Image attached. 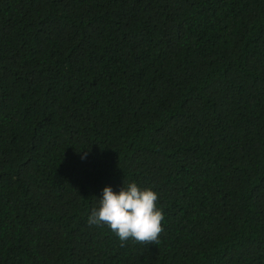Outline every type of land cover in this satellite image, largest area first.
<instances>
[{"label": "trees", "instance_id": "1", "mask_svg": "<svg viewBox=\"0 0 264 264\" xmlns=\"http://www.w3.org/2000/svg\"><path fill=\"white\" fill-rule=\"evenodd\" d=\"M0 264H264V0H0Z\"/></svg>", "mask_w": 264, "mask_h": 264}, {"label": "clouds", "instance_id": "2", "mask_svg": "<svg viewBox=\"0 0 264 264\" xmlns=\"http://www.w3.org/2000/svg\"><path fill=\"white\" fill-rule=\"evenodd\" d=\"M99 207L88 217L90 225L106 224L120 239L121 246L131 239L142 244H158L164 228V213L157 206L159 193L151 187L128 183L113 191L105 186Z\"/></svg>", "mask_w": 264, "mask_h": 264}]
</instances>
